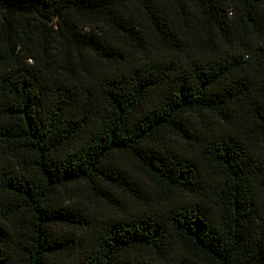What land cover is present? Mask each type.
<instances>
[{"label": "trees", "instance_id": "obj_1", "mask_svg": "<svg viewBox=\"0 0 264 264\" xmlns=\"http://www.w3.org/2000/svg\"><path fill=\"white\" fill-rule=\"evenodd\" d=\"M0 264H264V0H0Z\"/></svg>", "mask_w": 264, "mask_h": 264}, {"label": "rangeland", "instance_id": "obj_2", "mask_svg": "<svg viewBox=\"0 0 264 264\" xmlns=\"http://www.w3.org/2000/svg\"><path fill=\"white\" fill-rule=\"evenodd\" d=\"M79 205L84 209V211H87L89 213L96 214L100 213L99 209H96L92 204L87 203L85 200L78 201Z\"/></svg>", "mask_w": 264, "mask_h": 264}]
</instances>
